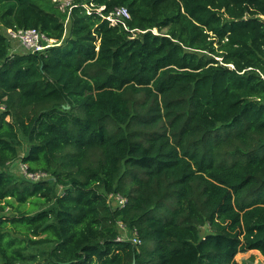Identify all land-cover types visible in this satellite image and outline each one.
<instances>
[{
	"label": "trees",
	"instance_id": "obj_1",
	"mask_svg": "<svg viewBox=\"0 0 264 264\" xmlns=\"http://www.w3.org/2000/svg\"><path fill=\"white\" fill-rule=\"evenodd\" d=\"M0 28L56 41L0 33V264L264 257V0H0Z\"/></svg>",
	"mask_w": 264,
	"mask_h": 264
},
{
	"label": "built area",
	"instance_id": "obj_2",
	"mask_svg": "<svg viewBox=\"0 0 264 264\" xmlns=\"http://www.w3.org/2000/svg\"><path fill=\"white\" fill-rule=\"evenodd\" d=\"M105 7H101L100 11L104 10ZM90 14V11L88 12ZM125 19H130V14L126 8L116 9L110 16L107 17V20L110 21L111 25H118L119 23H123ZM157 34V30L153 31ZM0 33H2L9 42H14L17 45L12 47V53H17L20 51L32 53V54H40L44 53L47 49L55 46L56 41L49 39L43 32L38 29H4L0 28ZM8 105L5 101L0 100V117L7 114ZM7 120L10 121V117H7ZM18 161V171L22 176L33 183H39L42 181H47L51 179L50 175L45 172L37 171L32 172L29 170L28 166L22 163L21 159ZM12 162L9 164L13 166L16 162ZM110 205L114 208H123L126 206L128 200L125 197H122L118 194H111L108 196ZM119 236L118 241H130L136 246L142 244L141 240L138 238L137 231H130L123 223L119 222Z\"/></svg>",
	"mask_w": 264,
	"mask_h": 264
},
{
	"label": "rangeland",
	"instance_id": "obj_3",
	"mask_svg": "<svg viewBox=\"0 0 264 264\" xmlns=\"http://www.w3.org/2000/svg\"><path fill=\"white\" fill-rule=\"evenodd\" d=\"M60 1L63 6H68L73 0H57ZM67 25L69 26V24L67 23ZM68 35V33L66 34ZM11 46L14 47L15 45H17L14 42H10ZM23 151H21L22 153ZM18 161H16L13 166H8V169H6L10 174H12L13 176H15L18 179H22L23 176L22 174H20V172L18 171ZM215 199H217V202L220 199V194L216 195ZM216 203V202H215ZM212 204V203H211ZM214 203L212 204V206L214 207ZM10 213V210L8 211V214ZM120 229V228H119ZM213 229H211L210 227H203L202 228V232L203 234L212 232ZM261 255V254H260ZM237 259L239 260L240 264H264V257L261 255L259 257L255 256V255H251L249 252L247 253H243V254H239L237 256Z\"/></svg>",
	"mask_w": 264,
	"mask_h": 264
},
{
	"label": "crops",
	"instance_id": "obj_4",
	"mask_svg": "<svg viewBox=\"0 0 264 264\" xmlns=\"http://www.w3.org/2000/svg\"><path fill=\"white\" fill-rule=\"evenodd\" d=\"M251 255L253 254V255H255V256H257V257H259V256H261L260 254V252L259 251H257V250H253V251H250L249 252ZM237 261L239 262V260L237 259ZM240 264V263H239Z\"/></svg>",
	"mask_w": 264,
	"mask_h": 264
},
{
	"label": "water",
	"instance_id": "obj_5",
	"mask_svg": "<svg viewBox=\"0 0 264 264\" xmlns=\"http://www.w3.org/2000/svg\"><path fill=\"white\" fill-rule=\"evenodd\" d=\"M67 108H69V107H67Z\"/></svg>",
	"mask_w": 264,
	"mask_h": 264
}]
</instances>
